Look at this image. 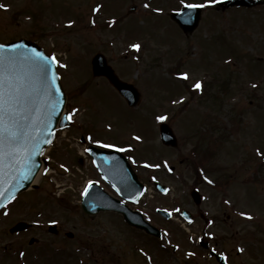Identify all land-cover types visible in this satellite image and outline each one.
Masks as SVG:
<instances>
[{
	"label": "rangeland",
	"instance_id": "1",
	"mask_svg": "<svg viewBox=\"0 0 264 264\" xmlns=\"http://www.w3.org/2000/svg\"><path fill=\"white\" fill-rule=\"evenodd\" d=\"M162 1L0 0L7 5L0 8V41L26 37L56 53L66 109L77 110L74 125L59 131L49 152L54 170L0 214V264H217L199 245L202 236L217 237L230 264H264V6L204 7L199 27L186 35L167 15L183 6L180 0ZM150 4L164 13L152 15ZM97 52L138 87V105L129 107L92 74ZM197 81L202 91L192 87ZM161 115L167 119L158 120ZM161 122L173 128L176 146L161 142ZM82 135L129 151L148 187L135 208L161 237L113 212L83 211L80 190L96 174L78 153ZM66 168L69 176L62 175ZM155 180L168 185L166 194L154 189ZM194 187L203 196L199 205L190 195ZM157 208L173 217L162 218ZM182 208L195 217L185 226ZM223 211L232 220L201 216L221 219ZM21 220L35 228L10 234ZM51 221L57 232L48 228Z\"/></svg>",
	"mask_w": 264,
	"mask_h": 264
},
{
	"label": "water",
	"instance_id": "2",
	"mask_svg": "<svg viewBox=\"0 0 264 264\" xmlns=\"http://www.w3.org/2000/svg\"><path fill=\"white\" fill-rule=\"evenodd\" d=\"M264 3V0H224L221 2L223 7L231 5H244L252 6L256 4ZM191 12V18H188V13ZM201 9H186L183 13L176 12L172 14L179 25L185 32L193 31L199 23ZM4 45H22L21 50L26 52L28 56L32 55L31 50L35 49L38 52H43L45 56H49L45 50L35 41L27 38H21L13 40L7 43H1ZM93 73L96 76H106L110 82L118 89V91L125 97L129 105L135 106L140 100V92L132 83L123 81L117 76L113 68L108 64L107 59L102 53H98L94 56L93 61ZM53 69L56 71L57 84L59 85V93L54 89L49 96L45 90L44 83L39 73V69L36 66H28L20 69L22 74H25L29 80V87H34L33 100L31 105V111L27 113L30 118V122L35 121L34 127L41 129L39 135L35 132H30V136H36L37 141L40 142V151L34 155L33 160L38 164L34 170L27 175L28 179H21L24 174L21 171L23 167L21 164H16L14 168L8 167V162H4L3 174L0 175V192L4 195L0 196V210L13 201L20 193L26 191L29 188H37L38 184L35 182L40 169L42 167V154L44 150L50 145V143H44L45 139L53 140L57 128H65L71 125V120H68V112H65V106L67 102V94L63 88L60 75L57 70V64L52 63ZM59 101V103H57ZM39 119L36 120V117ZM161 137L164 143L175 146L177 144V138L172 128L167 123H162L160 126ZM91 149L89 153L94 158V162L102 174V177L117 190L119 195L125 200L131 202H137L144 192V185L138 179L137 174L133 171L127 158L118 150H104L98 149L94 146L89 147ZM157 188L165 190L164 186L156 183ZM192 197L197 204L201 201L200 193L197 189L192 191ZM82 208L88 214H95L101 210H115L123 213L125 220L138 228L146 230L148 233L160 236L161 232L148 221L145 220L143 215L131 209L122 200L111 196L107 193L99 184L91 183L85 191L82 198ZM165 216L169 214L165 211H160ZM185 216L187 211L182 212ZM187 217V216H186ZM24 223H18L12 231L23 228ZM54 228V227H53ZM69 236H73L69 233ZM212 251L210 255H214ZM220 264H227L225 258L221 255H217Z\"/></svg>",
	"mask_w": 264,
	"mask_h": 264
},
{
	"label": "snow or ice",
	"instance_id": "3",
	"mask_svg": "<svg viewBox=\"0 0 264 264\" xmlns=\"http://www.w3.org/2000/svg\"><path fill=\"white\" fill-rule=\"evenodd\" d=\"M180 2L183 7L177 11L183 13L186 9L204 8L216 4L218 0H203L202 3H189L188 0H180ZM145 7H148V5H145ZM0 8H7V5L0 4ZM95 10H99V6ZM156 11H162V9H156ZM188 18H191V12L188 13ZM71 23L72 21H69V24ZM23 47L22 45L0 44V175L3 174L4 162L7 161L10 168H14L16 164H21L23 166L21 171L24 173L21 179H28L29 176L27 174L38 166L33 157L40 151V142L37 141L36 136H30V132H35L36 135H39L41 129L34 127L35 121L30 122V118L27 115L31 111V105L34 103L33 92L35 89L34 87H29V80L25 74H22L20 69L28 66L38 67L45 90L50 96L53 89L57 93L60 91L57 84L58 74L53 69L52 63L59 65L61 62L55 54L47 57L43 52H38L35 49H32V55L28 56L26 52L21 50ZM131 47L139 50L141 45L135 43ZM64 66L66 67V65ZM177 75L187 79L189 74L181 72ZM253 86L256 87V85ZM192 87L202 91L203 82L197 81ZM183 99L181 97V100ZM76 111V109H73L66 118L68 120L73 119V114ZM38 119L39 116L36 117V120ZM157 119L164 121L167 117L161 115ZM88 139L92 140V137L89 136ZM136 139L139 140L140 137H136ZM43 142L51 143V140L45 139ZM94 143L101 144L102 141L96 140ZM103 146L107 148L116 147L113 144H104ZM121 150L123 151L124 149ZM88 151H91V149H88ZM257 151L259 152V150ZM151 166L159 167V165ZM46 171L47 169H45ZM3 195L4 193L0 192V196ZM240 214L249 219L252 218L250 213L242 212ZM51 223H56V221H51ZM176 247L178 248L179 245ZM239 251L243 252L244 249L240 248ZM23 255L24 253H21V256ZM221 255L227 261V256L224 253H221Z\"/></svg>",
	"mask_w": 264,
	"mask_h": 264
},
{
	"label": "flooded vegetation",
	"instance_id": "4",
	"mask_svg": "<svg viewBox=\"0 0 264 264\" xmlns=\"http://www.w3.org/2000/svg\"><path fill=\"white\" fill-rule=\"evenodd\" d=\"M161 3H165V2H161ZM98 147H101V148H105L103 145H97ZM108 190L110 191V189L108 188ZM222 214H224L225 215V217H223V218H221L220 219V217L219 216H216L215 218L213 217V220H212V222L213 223H218V222H228L229 220H232V214L231 213H229V212H226V211H223L222 212ZM203 217H204V219H205V222H209V218H207L204 214H201ZM227 218L229 219V220H227ZM33 228H35V226H30V228H28V230H24V231H22V232H19V233H24V232H28L30 229H33ZM217 239V237L215 238V240H214V245H215V247H218V245H219V242H218V240H216ZM35 241H37V240H35ZM4 248L5 249H7L8 248V246H4Z\"/></svg>",
	"mask_w": 264,
	"mask_h": 264
},
{
	"label": "bare ground",
	"instance_id": "5",
	"mask_svg": "<svg viewBox=\"0 0 264 264\" xmlns=\"http://www.w3.org/2000/svg\"><path fill=\"white\" fill-rule=\"evenodd\" d=\"M39 178H40V176L38 175V176L36 177L35 182H37V181L39 180Z\"/></svg>",
	"mask_w": 264,
	"mask_h": 264
}]
</instances>
